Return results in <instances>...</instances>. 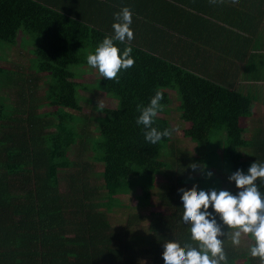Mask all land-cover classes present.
Wrapping results in <instances>:
<instances>
[{"label": "trees", "instance_id": "16d2710c", "mask_svg": "<svg viewBox=\"0 0 264 264\" xmlns=\"http://www.w3.org/2000/svg\"><path fill=\"white\" fill-rule=\"evenodd\" d=\"M123 7L131 10L134 39L114 43L121 51L130 46L135 63L116 82L86 57L113 34L114 13ZM263 21L264 0H0V60L14 51L34 64H0V264H164L165 242H188L178 191L191 188L185 180L200 182L198 175L211 171L202 180L209 190L235 194L223 188V175L264 163V131L245 139L239 125L252 98L229 85V74L216 78L213 71L225 52L241 60L240 44L251 30L264 29ZM175 33L182 50L171 45ZM85 72L92 81L80 80ZM157 90L163 115L153 126L170 131L164 116L188 122L183 133L192 149L178 136L170 147V135L156 144L145 140L137 105L147 106ZM168 90L179 100L177 118L168 114L174 109ZM98 92L117 106L97 104ZM49 103L88 112L56 115L44 109ZM160 170L175 185L156 196L150 179ZM256 183L264 196V183ZM135 189L140 205L112 225L114 200L131 204ZM156 203L163 208L152 213L151 234L141 237L148 214L140 211ZM229 231L222 237L227 264H260L249 255L250 236L233 246Z\"/></svg>", "mask_w": 264, "mask_h": 264}, {"label": "clouds", "instance_id": "9594fccd", "mask_svg": "<svg viewBox=\"0 0 264 264\" xmlns=\"http://www.w3.org/2000/svg\"><path fill=\"white\" fill-rule=\"evenodd\" d=\"M211 2L216 3V0ZM131 24V10L123 7L114 13L113 34L105 36L94 52L87 55V64L102 78L118 82L119 73L134 66L132 48L126 46L121 51L114 43L134 39ZM162 99L163 94L157 90L147 106L137 105L140 114L136 123L144 127V138L152 144L170 135L169 129L161 131L153 126L158 112L163 109ZM190 167L195 170L197 165L191 164ZM203 168L200 166L201 171ZM212 175L211 171L206 173L207 177ZM258 179L264 183V163L254 161L246 172L237 169L228 176L229 182H234L238 190L235 194L228 190H197L196 185L178 189L183 206L182 220L190 226V240L183 245L174 240L165 242L162 251L164 264H227L222 239L226 235L225 228L230 230L227 236L233 246L240 245L242 235H249L253 241L249 248L250 257L259 258L260 264H264V196L258 189ZM210 206L212 211H209Z\"/></svg>", "mask_w": 264, "mask_h": 264}, {"label": "crops", "instance_id": "0c3cea01", "mask_svg": "<svg viewBox=\"0 0 264 264\" xmlns=\"http://www.w3.org/2000/svg\"><path fill=\"white\" fill-rule=\"evenodd\" d=\"M264 24V21H263ZM264 28V26H263ZM248 34V33H247ZM176 50H182L183 48L180 46L181 41L178 40L176 33L174 34V38L171 40ZM227 39L222 43V45L225 44ZM177 43L179 44L176 46ZM263 44V46H262ZM243 46L244 50H246L245 56L241 58V60H238L233 58L230 54L224 53V61L222 60L218 65L215 66V69L213 71L216 78L225 77L228 75V81L229 85L234 88L235 90H239L242 94L250 96L252 98V101L249 105V112L247 116H242L239 118V124L241 127L245 128L244 138L248 139L251 136H254L259 130L264 131V29L259 30L256 32L255 30H251L249 32L248 36L246 37V40H244L241 44ZM170 46V45H169ZM186 48V47H185ZM180 60H186V56L179 57ZM226 60V61H225ZM229 62H228V61ZM230 60H233L232 62L235 63V67L231 69L230 67ZM231 62V64H233ZM239 64V66H238ZM231 70H230V69ZM203 74V73H202ZM219 81V80H218ZM222 81V80H221ZM172 91V90H171ZM2 92V90H1ZM175 96V98L178 101L176 93L172 91ZM11 102L9 99L5 101ZM177 107V106H176ZM184 128L189 127V123L186 122V125H183ZM193 147V146H192ZM192 147L190 149H192ZM194 158V154L190 153L188 155L187 161L192 162L190 159ZM96 167H100L99 164H96ZM162 170V169H161ZM156 173L152 176L150 179V191L153 193V195H165L168 190H173V186L175 183L167 184L166 181L162 178V171ZM206 174L201 173L198 175V177L202 176L200 179V186L197 185L198 182L192 183L190 180H185V183H187V187H192L193 185H196L197 190H200V188L205 185L202 183V180ZM193 184V185H192ZM201 190L208 191V186H203ZM155 196V197H156ZM152 201V198L150 202ZM152 203V202H151ZM152 210H149L146 208V210H139L140 213L147 212L148 214V220L144 224V226L141 228L142 236H149L151 234V229L148 227L149 224L152 223L151 219H153L152 213L155 211H160L163 207L161 205H157ZM149 206V205H148ZM118 208V206H116ZM134 207V206H133ZM136 208V207H135ZM129 209V208H128ZM138 210V208H136ZM112 213L115 211V206L111 209ZM109 210V221L112 225L115 222V225L123 224L124 221L127 219V217L130 215L127 211L124 212V210H118L119 215H111ZM114 225V226H115Z\"/></svg>", "mask_w": 264, "mask_h": 264}, {"label": "rangeland", "instance_id": "374dc122", "mask_svg": "<svg viewBox=\"0 0 264 264\" xmlns=\"http://www.w3.org/2000/svg\"><path fill=\"white\" fill-rule=\"evenodd\" d=\"M3 48L4 47L0 48V50H2ZM19 53L21 55H23L24 57L27 56L25 54V52L19 51ZM12 62H14V63L17 62L20 67L22 65H24L25 68H28L30 66H34L33 63H30L25 58L18 59L17 55H14V51L11 54L3 57V59L0 60V64L1 65H7V64L10 65ZM83 70L87 71L88 69L86 67H85V69L84 68L81 69V68L77 67V70L76 71L77 72L78 71L81 72ZM87 73L85 72L84 74H82L83 77H81V79H80L81 81L90 82V81L93 80L94 76L91 75L90 73H88V74ZM89 87L90 88H94L95 86L94 85H89ZM2 93L3 94H7L6 91H2ZM168 93L170 95V100H171L169 105H173L172 107L174 108L173 111L172 112L171 111L168 112V114H171V116L177 118L176 111H178L179 109L177 107H175V106H178L179 107V100L177 101V99L175 98V96L172 95L173 94L172 91H169L168 90ZM97 104H99L101 106H106V107H109V108H115L117 106V104H118V101L116 99L112 98V97L106 96V94L103 93V92H98V95H97ZM75 108L78 109V110L81 109L82 112H86V113L88 112V109H87L86 106L81 107V106L74 105V104H72V108L69 109V110L68 109H61L58 106L51 105L50 103L47 104L44 107V109H46L48 111H51L52 113H55L56 115L65 114V115H68V116L70 115L71 112H75L76 111ZM162 115H163L162 113H158L157 114V116H159V117H161ZM163 118L166 119L169 122L170 127H171L170 128L169 142H167L165 145L167 147H170L171 146L170 145V143H171L170 141L173 139L172 136L173 137L178 136L180 139H182L184 141V146L185 147H187V148L190 147L191 148L194 143L189 138H187V137L184 136V133H183V130H184L183 129V124H184V122L180 118L170 119L169 117H166V116H164ZM178 120H179V122H182L179 125L177 124L178 123ZM67 153L69 154V151ZM193 154H194V152H193ZM231 173H233V172H228V173H225L223 175V176H225V182L223 183V188H225V189L232 188L233 190H237L236 187H235L234 182H229V180H228V176L231 175ZM208 179H209V177H208ZM202 183L204 184V181H202ZM197 185H200V183L198 182ZM138 194H139L138 189H135L133 191V194L130 196L131 204H130V202H127L126 200H123V198H121V196H119L118 197L119 198L118 200H114V202L118 204V205H116V206H118V208L115 206V211L112 213V210H111L110 214L111 215L118 216L119 215L118 210H121L122 211L124 209H128V208L131 207V205L132 206H138V205H140L139 199L137 197ZM152 201H153V199H152ZM152 205L153 204L147 206V209L152 210L153 208L156 207V206H152ZM113 224L115 225L116 223L114 222ZM246 235L247 234L242 235L241 236L242 239H244V240H245V238L247 239V236Z\"/></svg>", "mask_w": 264, "mask_h": 264}, {"label": "bare ground", "instance_id": "6f19581e", "mask_svg": "<svg viewBox=\"0 0 264 264\" xmlns=\"http://www.w3.org/2000/svg\"><path fill=\"white\" fill-rule=\"evenodd\" d=\"M8 65V64H7ZM11 69V68H10Z\"/></svg>", "mask_w": 264, "mask_h": 264}]
</instances>
